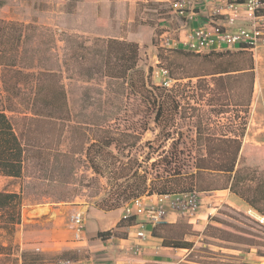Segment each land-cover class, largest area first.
<instances>
[{
	"label": "rangeland",
	"instance_id": "obj_1",
	"mask_svg": "<svg viewBox=\"0 0 264 264\" xmlns=\"http://www.w3.org/2000/svg\"><path fill=\"white\" fill-rule=\"evenodd\" d=\"M169 10V3L154 0H0V19L30 25L25 57L53 70L63 87L54 112L43 105L38 115L24 108L10 113L27 149L26 172L20 179L0 176V189L22 193L17 242L37 232L36 245L23 247L42 251L45 264L87 258L71 216L122 208L131 198L123 199L125 181L115 178L116 167L128 158L145 167L148 157L153 161L178 138L190 152L185 169L191 171L198 157H209V139H238L241 146L230 175L204 174L202 187H194L225 190L219 194L226 197L213 198L211 218L154 226L157 243L168 249L146 264H264V47L254 55L164 51L157 37L170 24ZM107 38L137 44L132 85L88 77L79 67L76 44L102 49ZM156 66L168 70L171 86L153 76ZM224 69L237 71L217 74ZM160 92L174 102L164 103L155 119ZM212 143L227 161L234 144Z\"/></svg>",
	"mask_w": 264,
	"mask_h": 264
},
{
	"label": "trees",
	"instance_id": "obj_2",
	"mask_svg": "<svg viewBox=\"0 0 264 264\" xmlns=\"http://www.w3.org/2000/svg\"><path fill=\"white\" fill-rule=\"evenodd\" d=\"M29 27V24L15 20L0 19V176L8 179H20L25 176L27 159L26 146L15 130L10 113H18L24 108L27 112L38 115L43 105L48 106L54 112L58 108L59 98L64 94L63 87L53 70L43 69L37 60L25 57L26 48L24 46L29 38L26 30ZM102 42L104 43L102 49L85 43L76 44L74 55L79 67L85 70L91 78L96 76L120 81L122 86L125 83L131 84L129 73L136 65L137 44L133 41H121L115 38H107ZM179 50L182 49L171 51ZM229 71L237 70L224 69L218 71L217 74ZM250 77V85H252L253 75L251 73ZM23 88L28 92H25ZM169 101L173 103V97L163 92L159 93L155 119L160 115L164 103ZM215 140L234 144V149L228 155L227 161L220 159L221 149L213 148L212 142ZM215 140L209 139L208 144L211 143L208 146L207 156L209 157H198L194 171L185 169L190 152L185 145L178 146L179 138L172 140L167 150L162 149L157 153V158L153 161H149L150 157H148V164L145 167H142V163H139L137 159L128 158L126 162H122L121 168L116 167L113 172L116 179L125 181L126 190L123 199H132L143 194L187 191L194 189L198 184L202 187L199 179L204 174L215 172L230 175L234 169L241 142L238 139ZM181 143L184 144V142ZM21 218V191L9 188L0 189V264L48 263L42 251L23 247L17 242L15 234ZM119 222L133 224V217L120 218ZM109 235V231L97 233V237L101 239ZM166 242L175 247H189V245H179V241Z\"/></svg>",
	"mask_w": 264,
	"mask_h": 264
},
{
	"label": "built area",
	"instance_id": "obj_3",
	"mask_svg": "<svg viewBox=\"0 0 264 264\" xmlns=\"http://www.w3.org/2000/svg\"><path fill=\"white\" fill-rule=\"evenodd\" d=\"M204 22L192 25L196 15L197 0H173L170 10L180 20V26L163 24L157 37L158 48L164 51L182 49L197 54L246 50L252 55L264 47V0H201ZM182 29L185 31L182 33ZM154 77H160L164 86H171L172 79L168 70L156 66L152 71ZM201 191L195 189L164 194H143L132 198L122 207V219L133 217L137 225L135 236L144 240L147 236L146 227L159 224L175 223L185 219L198 224L200 215L210 219L212 214L204 205ZM204 205V206H203ZM205 207V208H204ZM73 235L81 240L84 229L83 212L74 213L70 218ZM110 237H113L110 232ZM132 255L141 251V246L131 242L127 246ZM52 264H85L84 261L58 259Z\"/></svg>",
	"mask_w": 264,
	"mask_h": 264
},
{
	"label": "crops",
	"instance_id": "obj_4",
	"mask_svg": "<svg viewBox=\"0 0 264 264\" xmlns=\"http://www.w3.org/2000/svg\"><path fill=\"white\" fill-rule=\"evenodd\" d=\"M160 2H167L170 4L173 0H154ZM196 15L194 17L192 25L196 26L206 20V15L203 13V4L201 0H197L196 2ZM170 17L169 22L177 27H181V21H178V17L169 10ZM186 31V30H185ZM182 29V33L185 32ZM225 190H213V191H204L201 192L202 196L204 197V205L210 204L215 196H222L226 197L225 195H220V192ZM203 194H206L203 195ZM203 205V206H204ZM205 208V207H204ZM211 208L208 209L210 211ZM122 214V208H115L109 211H103L97 208H90L86 211L84 216V229H83V237L81 240L76 241L79 248L81 250H85L89 252V256L82 261L85 264H98L96 260H110L103 264H146V261H150V259L156 258L157 254H161L163 247L159 245L158 238L153 236L155 232V227H150L147 225L146 233L147 236L144 240H139L135 236V231L137 230L136 224H129V225H122L120 223V218ZM212 214V213H211ZM200 215V221L198 224L206 222L205 216ZM177 220L175 223H177ZM187 221V220H186ZM175 223H167L170 225H174ZM190 223V222H189ZM166 224V223H165ZM163 225V224H161ZM195 225V224H194ZM159 226V225H158ZM157 227V226H156ZM109 231L112 232L113 237H107L105 239H101L97 237L98 232ZM114 232H126L125 236H118L115 235ZM116 233V234H117ZM29 235V236H27ZM23 237L24 243H19L21 246H33L36 245L35 241L38 240V233L37 232H29L25 233ZM41 236V235H40ZM57 237V236H56ZM54 237V239H56ZM41 238H43L41 236ZM134 242L135 244H139L141 246V251L137 255H132L131 252L128 251L127 246ZM40 243L39 245H42ZM168 249V248H166ZM171 249V248H170ZM176 249V248H175ZM181 249V248H179Z\"/></svg>",
	"mask_w": 264,
	"mask_h": 264
}]
</instances>
